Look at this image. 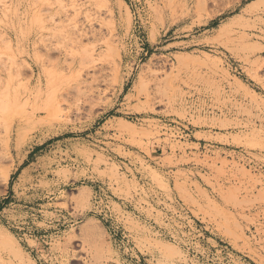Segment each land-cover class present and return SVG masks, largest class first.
Returning <instances> with one entry per match:
<instances>
[{
    "label": "rangeland",
    "instance_id": "1",
    "mask_svg": "<svg viewBox=\"0 0 264 264\" xmlns=\"http://www.w3.org/2000/svg\"><path fill=\"white\" fill-rule=\"evenodd\" d=\"M0 264H264V0H0Z\"/></svg>",
    "mask_w": 264,
    "mask_h": 264
}]
</instances>
